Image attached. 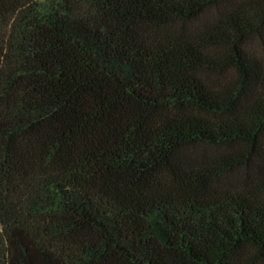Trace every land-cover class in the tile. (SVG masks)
Here are the masks:
<instances>
[{
    "label": "trees",
    "instance_id": "1",
    "mask_svg": "<svg viewBox=\"0 0 264 264\" xmlns=\"http://www.w3.org/2000/svg\"><path fill=\"white\" fill-rule=\"evenodd\" d=\"M0 264H264V0H0Z\"/></svg>",
    "mask_w": 264,
    "mask_h": 264
}]
</instances>
